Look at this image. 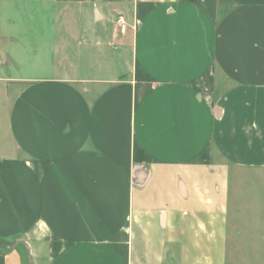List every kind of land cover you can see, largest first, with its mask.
<instances>
[{
	"label": "crops",
	"instance_id": "crops-1",
	"mask_svg": "<svg viewBox=\"0 0 264 264\" xmlns=\"http://www.w3.org/2000/svg\"><path fill=\"white\" fill-rule=\"evenodd\" d=\"M34 2L74 6V76L0 78V264H264L228 225L264 175V0Z\"/></svg>",
	"mask_w": 264,
	"mask_h": 264
},
{
	"label": "rangeland",
	"instance_id": "rangeland-1",
	"mask_svg": "<svg viewBox=\"0 0 264 264\" xmlns=\"http://www.w3.org/2000/svg\"><path fill=\"white\" fill-rule=\"evenodd\" d=\"M34 1L0 0V42H5L6 37L15 39L14 43L10 44L12 46L10 49V54L12 55L10 62H7L6 70L3 67L2 71H0V78L6 76L4 78L26 79L44 76V73L41 71H34L39 63L41 65L48 63L55 65L56 69L52 77L63 78L66 76L65 74L69 77L74 76L61 72L62 70L59 68V65L61 67L66 65L68 69V62L74 63V56L65 59L61 55V51L63 52L65 48H67L68 52L74 53V41L71 39L74 27L71 25L66 26L65 24L60 25L63 20L74 21V6L57 4L56 7L60 9H43L41 6H38L40 3L43 4V2L36 4ZM90 8L87 10L90 11ZM93 11L92 9V13ZM79 17L80 20H87L84 15ZM48 20H58L60 23L56 27H50ZM40 23H43V25H39ZM112 26L111 24V29ZM50 30H52L51 33L55 34V36L51 39H44L41 36V31L44 34H48ZM65 30L68 34L64 32ZM82 42H85V40H82ZM112 43L118 46L117 43ZM109 44L110 42L107 43L108 46L105 45L104 51L108 52L111 56L117 53V50L123 51L119 47L116 50H112L109 48ZM130 50V47H128L129 57ZM3 54L4 49L0 47V58L2 59ZM118 66L117 64L116 67L118 68ZM29 70L34 72L29 73ZM116 73L121 72L116 70ZM80 76L90 78V75L86 74ZM2 82L0 81V85H2ZM239 192L244 197H231L232 185L230 186V222L228 225L231 227H255V231H257L255 234H236L235 236H248L255 240L260 238L258 242L264 243V230L263 233L260 230L264 229V175L251 174L243 186H240ZM236 193H238V189Z\"/></svg>",
	"mask_w": 264,
	"mask_h": 264
},
{
	"label": "built area",
	"instance_id": "built-area-1",
	"mask_svg": "<svg viewBox=\"0 0 264 264\" xmlns=\"http://www.w3.org/2000/svg\"><path fill=\"white\" fill-rule=\"evenodd\" d=\"M124 19L122 17H118L117 18V24L120 25V26H124Z\"/></svg>",
	"mask_w": 264,
	"mask_h": 264
},
{
	"label": "water",
	"instance_id": "water-1",
	"mask_svg": "<svg viewBox=\"0 0 264 264\" xmlns=\"http://www.w3.org/2000/svg\"><path fill=\"white\" fill-rule=\"evenodd\" d=\"M28 263L30 264V257H28Z\"/></svg>",
	"mask_w": 264,
	"mask_h": 264
}]
</instances>
